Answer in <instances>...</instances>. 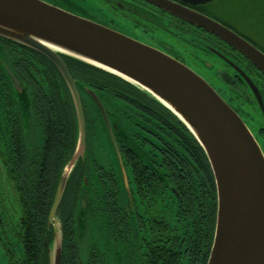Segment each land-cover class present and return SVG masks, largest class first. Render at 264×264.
<instances>
[{"label":"flooded vegetation","instance_id":"1","mask_svg":"<svg viewBox=\"0 0 264 264\" xmlns=\"http://www.w3.org/2000/svg\"><path fill=\"white\" fill-rule=\"evenodd\" d=\"M170 1L222 24L264 54V47L251 36L244 35L242 30L233 28L229 22L224 24L211 17L216 14L211 11L215 0L204 5H191L182 0ZM98 2L106 6L108 10L106 13L109 12L106 14L96 10L101 15L102 22L86 15L75 14L57 4H48L111 28L191 69L238 114L254 136L264 156V75L246 58L218 38L142 0H99ZM163 34L166 38L177 39L184 49L190 48L196 53L189 55L182 49L172 48L160 38ZM61 59L74 82L85 127V151L78 160L73 180L70 182L83 183V189H79L80 192L78 191L74 201L71 221L73 241L80 259L87 261L89 254L95 252L104 257L109 264H119V261H122L121 264H128L132 259L135 264H141L143 246L138 242L140 236H144V229H140L139 226L141 221L148 219L149 216H145L147 204L140 200L137 183H155V185L159 183L163 187L166 185L160 193L166 191L164 198L170 199L166 207L170 206L173 213L178 207L176 200L181 201L185 198L173 183L174 170L180 172L175 183L180 184L179 188H189L194 191L191 195L195 194V200L191 201L194 202L191 212L182 213V216L186 217L190 225H198V228L204 225L199 214L204 211L206 197L208 198L209 195V201L213 199L210 185H207L202 174H198L201 173L200 169V172L190 174L191 180L196 178V182L190 183V177L183 176L181 161L186 162L187 170L191 169L189 167L191 163L198 165V162L195 163L196 158L188 154L185 158L179 148L173 144L172 140L177 133L180 135L183 132V127L163 108L127 84L91 71L64 57ZM0 64L4 70L3 72L0 69V163L8 178L18 210L14 220L10 213L2 210L3 204L0 200V248L3 250V258L7 264L5 254L7 250L18 251L20 248L15 242V234L19 228L14 226V222H17L20 216L16 185L19 187V183H33L30 179L31 175L27 172L38 163V158L46 155L44 151L47 142L51 144L50 132L52 134L56 131L58 133L56 138L68 140L62 144V155H64L69 152V144L72 137L75 138V130L78 132V127H71V123L77 125L73 98L62 73L53 62L31 49L0 40ZM6 68L17 78L19 89L13 86ZM89 93L95 95L98 104ZM258 98L262 102L263 109ZM252 114H255L256 120H259L257 127H254L255 118ZM97 146L101 149L103 146V158L109 160L110 167L98 164L94 157ZM166 148H171L172 151L174 149L175 153L180 152V154L174 160L169 157L171 154L169 156L166 154ZM75 151L76 142L73 156ZM169 168L173 171H167L170 170ZM137 169L141 171L136 177ZM19 172L24 175V180L18 183L16 177ZM103 183H118L116 204L126 212L131 237L130 245L128 244L130 247L128 261L127 258L121 259L109 253L111 247L108 237L111 233L101 220L104 213L101 194L105 196ZM196 183L198 186H195ZM205 184L208 191L204 189Z\"/></svg>","mask_w":264,"mask_h":264},{"label":"water","instance_id":"2","mask_svg":"<svg viewBox=\"0 0 264 264\" xmlns=\"http://www.w3.org/2000/svg\"><path fill=\"white\" fill-rule=\"evenodd\" d=\"M142 1L218 38L264 75V54L222 24L170 0ZM182 1L191 5L212 2ZM0 38L53 62L73 98L78 127L76 151L63 170L49 224L59 221L57 210L66 185L85 151L83 113L74 82L61 59L64 56L148 95L171 112L199 144L217 191L215 235L207 264H264V156L238 114L204 79L149 46L43 0H0ZM6 71L19 89L17 78L8 68ZM89 94L98 104L95 95ZM121 170L126 182L122 165ZM61 250L60 226L58 237L54 232L49 264H61Z\"/></svg>","mask_w":264,"mask_h":264},{"label":"trees","instance_id":"3","mask_svg":"<svg viewBox=\"0 0 264 264\" xmlns=\"http://www.w3.org/2000/svg\"><path fill=\"white\" fill-rule=\"evenodd\" d=\"M223 3L230 4L234 7L236 5H240L241 13L244 12V14L237 15V19L240 20L242 25H248L251 30L255 29L257 35L261 33L264 37V0H215L212 5V13H215V10L222 8ZM224 13L232 14L228 10ZM214 15H211V17L217 19L221 23L228 22V18L226 16H221L219 14ZM256 21L261 22L260 26H262L263 29L255 26L256 23L254 22ZM232 26L238 31L241 30V28L237 26ZM0 40L9 42L8 40L2 38H0ZM16 46L25 48L18 44H16ZM66 59L74 61L69 58ZM74 62L79 63L77 61ZM83 66L91 71L107 75L117 81H120L121 83L127 84V86L134 88L130 84L112 75L85 65ZM0 69L3 70V66L1 64ZM144 95L163 108L171 118L178 121V123L183 127V132H181L180 135L177 133V136L174 137L172 142L177 148H179L181 154L185 158H187L186 154L190 155L192 158H196L195 163L198 162V165L191 163V165H189L191 169L187 170L186 162L181 161L183 166V170L181 172L184 174L183 176L188 175L190 177V174L195 172L198 173L200 172V169L201 173L198 174H202L207 185H210L209 189L213 193V199L211 198V201H209V195L208 198L206 197L203 205L204 211L199 214V217L203 219L204 225L198 228V225H190L189 222L186 221V217L182 216V213L185 214L191 212V208L194 206V202L191 201L195 200V194L191 195L194 191L189 188H179L180 184L175 183L180 172L174 170L175 180L173 179V183L178 190L182 192V195H185V198L181 201L176 200V205L178 207L177 209L175 208L176 211L173 213L169 208L170 206L166 207V205H168V201H170V199L164 198L166 191L163 194L160 193L161 190L163 191L165 189L166 185L163 187L160 186L159 183H156V185L155 183H137V193L140 200L147 204V207L145 208V216H149L148 219H143L139 226L140 229H144V236H140V241L138 242V244L143 246L141 248L143 256H141V264H207L213 243L217 210L216 189L214 185L215 181L210 165L203 150L186 127L158 102L153 100L148 95ZM72 119V121H74V118ZM74 126L77 128L75 123H73V125L71 123V127L74 128ZM75 132L76 139L72 137L71 143L69 144V152L67 151L64 155H62V144L68 140L63 141L62 139L56 138L58 135L56 131L52 132V134L50 132L49 142L51 144L47 142V146L44 151L46 155H43L40 159L38 158V163H36L35 166L27 172L28 175H31L30 179L33 180V183H19L24 180V175L20 172V174L16 177L19 183V187L16 185V192L19 198L18 206L20 216L17 222H14V226L19 228V231L15 234V242L20 246V248L18 251L7 250L5 253L7 255V264H49V250L54 239V228L48 221L49 214L54 194L59 184L58 182L61 179L63 170L73 157L75 142L77 143V131L75 130ZM180 152H176V154L174 149L172 151L171 148H166V154L168 156L171 154L169 157L174 160ZM169 169L170 170L167 169V171H173L171 170L172 168ZM75 170L76 168L66 185V190L57 214L62 228L61 264H109L105 261L104 257L99 256L98 253L95 252H91L89 254L87 261L81 260L77 246L73 241V232L71 229L72 209L79 189H83V183H70L73 180ZM140 171L141 169H137V171H135L136 177ZM192 182H196V178L190 181V183ZM103 185L105 196L101 194V198L104 201V213L101 220L111 233L110 237H108L109 247H111V251H109V253H113L121 259L122 257L127 258L126 261H128L130 260L128 255V252L130 253V247L128 244L130 245L129 242L131 237L126 212L124 211V208L120 209V207L116 204V197L118 196V183H103ZM207 185L205 184L204 187L206 191H208ZM195 186H198L197 183ZM171 215H173V217ZM132 260H130L128 264H135V261ZM121 262L119 261V264H121Z\"/></svg>","mask_w":264,"mask_h":264},{"label":"rangeland","instance_id":"4","mask_svg":"<svg viewBox=\"0 0 264 264\" xmlns=\"http://www.w3.org/2000/svg\"><path fill=\"white\" fill-rule=\"evenodd\" d=\"M44 1L47 3H51V4H57V5L61 6L62 8L73 11V13H75V14L86 15L89 18H91L93 20H97L99 22H102L103 19L101 18V15L97 11H101L102 13H106V11H108L106 6L101 5V3L98 2L99 0H97V1L96 0H88V1H82V0H44ZM240 8H241L240 5H236L234 7V6H231L230 4L223 3L222 8L215 10V13L217 15L219 14L221 16H226L228 18V22L230 24L241 28V30H242L241 32L244 35L251 36L255 41H258L264 47L263 35L261 33L259 35H257L255 29L251 30L248 27V25H246V24L242 25L240 23V20L237 19V15L244 14V12L241 13ZM226 10L230 11L232 14H225L224 12ZM107 13H109V12H107ZM254 23H256L255 26H258V28L259 27L262 28V26H260V23H261L260 21H256ZM263 32H264V29H263ZM160 38L163 39L164 43L169 44L172 48L182 49L185 52L189 53V55H193L196 53L194 50H192L190 48L184 49L182 47V45L177 41V39H175L173 37L166 38V36L163 34L162 36L160 35ZM255 116H256L255 114H252V117L255 118ZM258 121L259 120H256V118H255V125L256 126H254V127H257ZM102 150L104 151L103 146H102V149L98 147V149H96V151H95L94 157L96 158V160L100 166L104 165L105 167H110L108 165V163H110L109 160L107 161V159L103 158L104 152ZM8 183H9L8 178L4 172L2 164L0 163V200L3 204L1 208L3 211L10 213L14 217V220H15V218L17 217L16 215H17L18 210H17V207H16L15 202H14L13 193L11 192L12 189ZM60 226L61 225L59 224V221H57L56 223H53L54 232H55V235L57 237L60 235ZM3 255H4L3 250L0 248V264H6V262L4 260L5 258H3L4 257Z\"/></svg>","mask_w":264,"mask_h":264}]
</instances>
